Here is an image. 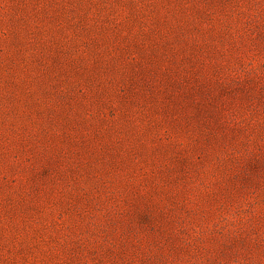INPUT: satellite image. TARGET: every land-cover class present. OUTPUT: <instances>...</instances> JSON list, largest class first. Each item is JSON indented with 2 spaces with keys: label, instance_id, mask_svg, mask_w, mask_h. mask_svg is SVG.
<instances>
[{
  "label": "rangeland",
  "instance_id": "374dc122",
  "mask_svg": "<svg viewBox=\"0 0 264 264\" xmlns=\"http://www.w3.org/2000/svg\"><path fill=\"white\" fill-rule=\"evenodd\" d=\"M0 264H264V0H0Z\"/></svg>",
  "mask_w": 264,
  "mask_h": 264
}]
</instances>
